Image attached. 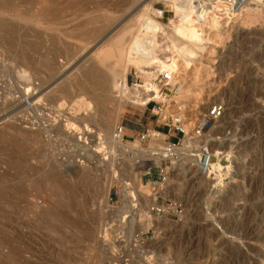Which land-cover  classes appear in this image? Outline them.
<instances>
[{
	"label": "rangeland",
	"instance_id": "374dc122",
	"mask_svg": "<svg viewBox=\"0 0 264 264\" xmlns=\"http://www.w3.org/2000/svg\"><path fill=\"white\" fill-rule=\"evenodd\" d=\"M148 1L108 0L109 8L107 5L101 6V11L94 15L93 23L86 22L87 18H83L82 21L77 19L82 24L73 18H66L63 25H51V30L45 32L44 25L33 22L31 26L29 25V31L23 33L26 35L25 38L20 32L10 39L11 42L14 39L13 48L17 50L12 51L11 48L10 51L7 45L0 44V124L9 121V124H16L14 126L21 130H45V127L54 119L60 120V116H70L72 114L70 110L75 107L69 102L72 103L80 95L91 101L94 107L95 101L90 100L85 94L90 89L86 86V90H82L77 85L78 82H82L79 69L83 66L93 64L92 66L102 69L99 71L104 72L108 77L110 75L119 78L124 75L127 86L131 88V84H134V74L141 79L132 67H128L123 73L120 65H115L114 59L107 61V66L99 62L102 60L103 51L117 38V32L122 25ZM41 3L37 4L38 7L34 8L32 15H35L39 4L40 6L43 4ZM151 8L159 14L162 13V18H152L167 26L173 16L169 6L161 1H155ZM107 9L111 10L110 14ZM10 10L5 13L4 18L13 16L11 19H15L14 16L21 13L15 8ZM248 12L246 15L248 21L245 19L244 24L239 23L238 34L231 38L222 39L223 29L220 25L213 31L206 28L208 33L205 31V38L208 40L203 50L196 53L198 56L196 55L190 68L185 70L179 66L181 68L175 75L173 92L164 101L167 103L168 116L182 113L188 123L202 116L213 104L224 105L225 116L215 123L208 135L214 131L216 134L213 138H216L215 142L221 148L231 147L230 172L235 175L237 172L236 177L230 178L229 174L223 175L220 182L214 186L215 182H209L208 178L202 180L197 173L191 174L190 171L184 172V169L177 168L178 172L170 179L166 178L164 183L160 169L168 174L169 171L166 170H170L172 164L170 165L168 160H163L160 156L151 158L136 156L128 159V153H124L116 158L118 160L115 163L104 160L98 167L77 152L73 144L76 133L68 131L72 139L67 141L62 136L54 137V133L49 134L52 139L47 141L48 134H45L48 143L46 145V175L52 169L57 173L68 175L64 183H72L71 180L77 179L89 181L90 184L81 187L78 185L79 196L77 195L75 205L71 204L74 209L71 206L69 209L63 208L64 206L59 205L55 200L56 197L48 194L49 192L45 189L35 191L28 189L27 195L22 194L23 197L20 196L22 200H18L15 207H10L11 210L9 207H6L8 210L1 209L0 221L3 222H0V264H264V21L262 13ZM107 13L109 20L105 18ZM83 21L88 23V26H85ZM77 22L82 25V28L78 30L83 31L80 35L74 32ZM20 23L19 26H23L24 23H21L22 25ZM92 25L93 28L96 27L95 34L89 31ZM56 27H60L59 32L52 30ZM72 31L76 33V38H74L75 34H71ZM86 32L94 37L91 38L90 34L87 36ZM66 33L68 36L65 35ZM209 33H212L211 37ZM97 34L99 35L95 37ZM49 38L57 40L54 43L56 48L52 46L54 44H51ZM85 38H89V40L86 39L88 42L84 41ZM126 38L127 35L124 39ZM35 40H40L42 47L39 46L40 49L37 47L38 50L34 49L32 52L26 46ZM16 41L18 43H14ZM24 41L27 45L23 46ZM24 54L27 59L35 61V66L28 67ZM42 59H48L47 71L41 69L42 71H37L38 74H36L34 68L39 69L41 65L38 63ZM221 62L222 65H220ZM48 66L52 67L51 71ZM141 81L143 84L142 79ZM65 84L69 87V92L62 94L60 89L66 86ZM179 88L184 90L179 91ZM112 95L111 91L106 93V97L103 94L104 108L101 104L99 109L101 107L105 109L112 120L111 116L116 110H120L118 112L120 115L114 119L115 121L111 120L109 126L111 125L112 128L110 127L105 133L109 134L110 129L114 132L119 126L125 128L126 125H133L139 128V134L143 133L147 136L146 141L140 144L139 134L133 133L131 137L127 136L128 139L121 143L122 145L145 151L162 150L167 129L158 116L151 114L152 106L142 107L126 102L120 105L123 107L121 108L110 99ZM61 102L63 105L59 106ZM57 115H59L58 118H56ZM78 126L81 128L80 124ZM151 132L160 134L157 141L148 137L152 134ZM189 136L192 138L191 135ZM181 150L184 151V145ZM101 154L103 153L98 155L100 159ZM3 158L6 159L0 156V160ZM155 158H158L160 162L159 167H152L153 161H148ZM180 158L178 159L181 163L189 164L186 156ZM112 169H115L113 183L105 194V184L113 176H111ZM0 170L3 173L7 171L1 164ZM9 173L13 174V171ZM71 174L78 176L72 179ZM35 178H33L34 182L39 180ZM122 181L129 184L130 190H134L137 196L135 203H138V208H142L141 213L135 214L137 221L134 232L126 224L129 219L124 222L123 216L120 217L117 213L122 206L121 201L124 200ZM152 183H156V188L160 190L165 185L170 187L172 194L170 198H166L155 193L156 195L150 196L151 201L157 196L159 204L172 202L179 204L185 215L182 214L181 218H178L172 214H150L147 211L149 202L145 197ZM137 210L140 209L134 212ZM46 211L58 216H55L54 221L47 220ZM60 217L64 219L61 218V220ZM58 219L61 221L58 222ZM154 222L157 224L153 225ZM52 229L55 232L57 230V234L60 232L59 236Z\"/></svg>",
	"mask_w": 264,
	"mask_h": 264
},
{
	"label": "bare ground",
	"instance_id": "6f19581e",
	"mask_svg": "<svg viewBox=\"0 0 264 264\" xmlns=\"http://www.w3.org/2000/svg\"><path fill=\"white\" fill-rule=\"evenodd\" d=\"M155 1H161L164 3V5L165 4L168 5L169 10L173 14L172 19L169 20L167 26L160 24L158 21H156L152 18V17H155V18L159 19L162 17L161 12H160L161 14H159L156 11L152 10V8H151L152 3ZM263 1L264 0H248L247 4L241 6L240 8L242 9V12H244V14H242V15H245V17L240 18L238 24L242 23V22L244 24L245 19H247V21H248V18L246 16L248 11H249L248 13H250V11L253 13H259L262 9ZM39 2H42L43 4L41 3L42 4L41 6L39 4V8L38 9L36 8L37 12L35 13V15H32L33 13H31V12L35 11L34 8L37 6V4ZM107 3L109 4L110 2H108V0H0V44H2L3 46L7 45L8 50H10L11 48L13 49V50L11 49L12 51L17 50V49L13 48L12 43H13L14 39L12 42L10 41V39H12L17 33H20V32H22L21 34L25 38L26 35L23 33L29 31L30 26H31L30 24L33 22H35V23L39 22L42 25H44L43 29L45 30V32H46V30H51V27H50L51 25H55V26L56 25L57 26L63 25L65 22L64 19H66V18H73V20L81 19V21L83 20V18H87L86 20H88V21H86V22L89 23L94 19L95 13H97V12L99 13L101 11L100 10L101 6L103 7L104 5H107ZM93 5H96V6H93ZM10 8H15L16 10H19L21 12L20 15L17 16L16 14L13 13L14 15L17 16V17L14 16L15 19H11L13 16L11 17L10 15H9V17H11V18H4L5 13L8 10H10ZM107 8H109V5H107ZM110 9H112V8H110ZM259 9H260V11H259ZM12 10H10V11H12ZM110 11H109V14H110ZM200 16H202V11H201V14L196 13L193 5L191 3V0H149L146 4L142 5L141 8H139L135 12V14L133 15V17L131 19L129 18V20H127L122 25L120 30L118 29L119 30V32H117L118 36L115 39V41H113L114 43L112 42V44L108 45L109 47L105 51H103V53L101 55L102 60L100 61L101 58L99 59V61H100L99 63H101V65L106 64V66L108 64V63H106L107 61L109 62V60L114 59L115 65H120L123 73H125L127 71L128 67H132L133 70L135 72H137L139 74V76L141 77V79L143 80V84L141 85V87L131 86V88H129L126 84L127 82H126V78L124 77V75H122L119 78H116L115 76H110V75L108 77V75L106 76L104 74V72L102 73V71H99L102 69H96L94 66H92L93 64L88 65V66H83L79 69L80 78H81L82 82H80V83L78 82V84L77 83L76 84L79 85L78 87H80L82 90H86V88H85L86 86L88 87V89L92 90L91 91L92 93H90V90L89 91L87 90L88 93L85 92V94L88 96V98H90V100L95 101L94 107H93V104L91 103V101L87 100L85 98V96L77 95V96H79L77 99H74V101L72 103L69 102V104H73L72 106L75 107L74 109L70 110V111H72L71 112L72 114L70 116L64 115V116H60V117H59V115H57L56 118L59 117L60 120H58V119L53 120L52 119L53 122H51L50 124L47 122L49 125H47L45 127V130L44 129H37V130L24 129V130H21L18 127L14 126L16 124H13V125H11L12 123L9 124L8 123L9 121L6 123L0 124L1 125V129H0V156L6 157V159L3 158L0 160V164L3 165L7 170L4 173L0 170L2 172V173H0L1 174V176H0V210L3 208H6V207H9V210H11L10 207H15L16 204L18 203V200L20 201V199H21L20 196H22V194L24 196V193L26 194V190H28V189L34 190V191L45 189L49 192V193L47 192L48 194H51L54 197H56L55 200L57 201V203L59 205L64 206L63 208L66 207V209H69V208L73 207V206H71V204H74V202L76 201V198L78 195V190H79V189H77V187L86 186V185L89 186V184H90L89 181L86 182V180H84V181L83 180L82 181L77 180L76 179V176H78L77 174H71L73 176V177L71 176V178L76 179L74 181H72L70 179L72 183H69V182L64 183V180L67 178L68 175L66 174L67 176H65L62 173H57L54 170L52 171V169L50 171H48V174L46 175V173H47L46 172V145L48 144L47 141H49V139H52L51 135H49L50 133H54V135H53L54 137H61L62 136V138H64L65 141H67L68 139L71 138L70 137L71 132L76 133L77 136L75 137V140H73V144H74V147H76V149L78 150L77 152H79L82 157H86L91 162H94V165H96V166H98V165L100 166V164H102V161H104V160H108V161H110V163H115L118 160L116 158L118 156L123 155L124 153H128V159H133L136 156H145V157L151 158L152 156H157V154H159L158 156H160L162 159L163 155H165V154L161 150L160 151H158V150L157 151H151V149H149V150L145 151V150H139V148L136 149L134 147L122 145L123 142L120 140L121 137L116 133L117 128L114 130V132L112 131V129H110L111 131L109 132V134H106L105 132L108 131V129L110 127L112 128L111 125L109 126L112 119H110L108 111H107V113H108V115H107L105 112L106 110L102 109V107H101V109L104 111L103 112L101 109H99V107L101 104H103L102 103L103 94L105 96L106 93L108 94L110 91L113 92V95L110 97V99H112V101H114V103H116L118 105V107H121V108H123V107L120 105L122 103H126V102H130V103H133L135 105L142 106V107H145L151 100L156 101L158 104L164 103V101H165L164 96L160 94L158 87L155 84H153L152 80L155 78V76L158 73L168 71L172 74V77H173L172 85L175 86L174 79H175V75H176L178 69H180L181 67H183L185 70L190 68L192 63L195 61V58L197 55L196 53H199L203 50L204 45L208 40L205 38V36H206L205 31H206V33H208L206 28L213 31L216 28H218V26L220 25L218 22V18L216 17L215 13H212V18L208 19V20L202 21L199 19ZM5 17H7V16H5ZM97 18H99V17H97ZM105 18L108 19V13H107V17H105ZM10 19L13 21H11ZM20 22L24 23L23 26H19ZM84 22L85 21H83V23ZM86 22H85V24H86ZM35 23H34V25H35ZM79 23H81V22H79ZM79 23L76 25V27L74 26L75 27L74 32L76 31V33H78L80 35L81 31L79 32L78 30L80 28H82V25H81L82 23L81 24H79ZM88 23L85 26H88ZM92 23H93V21H92ZM128 23H130V24L128 25ZM102 26H101V29H102ZM93 27L94 26L92 25V27H89L90 29L92 28L91 30H89L88 28L87 29L90 32L91 31L94 32V34H95V32L97 33V31H95L96 27L95 28H93ZM59 28L56 27V28H53L52 30H54L55 32H59ZM104 28H105V25H104ZM220 28H222V27L220 26ZM93 29H94V31H93ZM33 31H34V29H33ZM33 31H31V32L33 33ZM64 31H66V30H64ZM67 31H69V30H67ZM74 32L72 31L71 34H73V35L75 34L74 38H76V33H74ZM82 32H81V34H82ZM101 32H102V30H101ZM60 33H62V32L60 31ZM98 33H100V32H98ZM227 33L228 32L226 31V29H223V31L221 33L222 34L221 37L223 40L225 38H227V37H225V35H227ZM27 34H29V33H27ZM86 34H87V36H89V34H90V37H91V33L86 32ZM209 34L211 37L212 33H209ZM22 35H20V36H22ZM65 35L68 36L67 33ZM65 35L63 34V36H65ZM98 35L99 34L95 35V37ZM125 35H127L126 39H124ZM28 36H30V35H28ZM70 36H72V35H70ZM84 36H86V35H84ZM41 37H42V35H41ZM93 37L94 36L92 35L91 38H93ZM51 38H49L50 42H51V44H54L55 41H57V40H55L56 37L54 40ZM89 38L88 39L85 38L84 41L89 40ZM62 39H60V40H62ZM69 39H71V38H69ZM77 39H79V38H77ZM23 40H25V39H23ZM37 40H35L36 42L35 41L30 42L28 44V46H26V47L31 49L32 52H34L33 51L34 49H37V50H38V48L40 49V47H42V45H41L42 43L40 40H39L40 42ZM108 41H109V39H108ZM14 43H18V42L16 41ZM21 43H23V42H21ZM24 44H25V41L23 43V46H24ZM62 44H64V43H62ZM25 45H27V44H25ZM47 46H48V44H47ZM52 46L55 47V44ZM24 51H26V50H24ZM6 52H8V51H6ZM19 54L23 56V54H21V53H19ZM54 56H57V55H54ZM6 57H8V56H6ZM24 57L26 58V54H24ZM51 57H52V55H51ZM42 58H44V57H42ZM26 60L28 62V63H26L28 65V67L32 68V65L35 66V61H32V59L29 60L27 58H26ZM34 60H35V58H34ZM47 60L42 59L41 61H39L38 64L41 65L39 67V69L34 68L36 70V74H38L37 71H40L41 69L45 72L47 71L46 70V67H47L46 61ZM14 61H16V60H14ZM36 61H38V60L36 59ZM179 66H181V67L179 68ZM116 67H119V66H116ZM51 68H52L51 66H48V69H50V71H51ZM106 68H108V67H106ZM30 70L33 71V69H30ZM22 73H25V72L22 71ZM33 73H35V72H33ZM48 73H50V72H48ZM20 77H22V76L20 75ZM65 85L66 86H63L62 89L59 88L61 90V91L60 90L59 91L62 92V94H64V93L66 94V92L69 90V87H67V84H65ZM182 89L183 88H179V91H181ZM75 92H77V91L75 90ZM17 94H18V92H17ZM67 95H64V96H67ZM56 99H57V97H56ZM59 101H60V99H59ZM103 101H104V99H103ZM5 105H6V102H5ZM62 105H63V103L61 102L59 104V106H62ZM102 106L104 108V104ZM119 111L120 110H116L114 115L112 114L111 118H113V120L116 119V117H118V115H120V113H118ZM122 111H123V109H122ZM57 113H59V111ZM14 114H16V113H14ZM50 114H51V112H50ZM223 116H225V115H223ZM223 116H222V118H223ZM113 120H112V122H113ZM220 120H222V119H220ZM44 123H45V121H44ZM79 124L81 125V128L78 126ZM68 131H70V133H67ZM151 133L152 134L149 135L148 137L152 138L154 141H157L159 139L160 134H158L156 132H151ZM45 134H48V136H47L48 140L47 141H46ZM215 134L213 131L211 135L205 136L202 139V146H201V144L192 141L189 138V134H186V136L181 141V144H180L181 147L178 146L174 149V151L172 153L165 155L166 158H167V156H169L170 162L172 164L171 169L166 170V171H169L168 174L165 173L166 178L170 179L171 177H173L175 175V173L178 172V170H179L177 168H180L181 170L184 169V172L190 171L191 174L197 173L198 176H201L202 180L208 178L209 182H211V181L215 182L214 186L220 182V179L223 175L229 174L230 178L236 177L237 172H236V175L232 174L230 172L231 167H232V165H231L232 164V162H231L232 149H231V147H222L221 148L217 144V142H215L216 138H213L215 136ZM183 145H184V151L181 150L183 148ZM100 153H103V154H101V156H102L101 159L98 156ZM105 155H107V157H105ZM182 156H186V160L189 161V164L185 165V164L181 163V160H179L178 158H180ZM161 159H160V161H161ZM148 161H153L152 164H154V165H152V167H159L160 166V162H159L158 158H155L154 160L149 159ZM155 165H158V166H155ZM111 166H114V164ZM90 168H92V167H90ZM94 168L95 167L93 166L92 169H94ZM96 169H99V168H96ZM114 170L111 173V176L112 175L113 176L111 177V179L109 177L110 180L108 182H106V184H105V190H104L105 194L108 192L111 184L113 183L112 178L114 177V173H115ZM9 171H13V174H10ZM62 172H63V170H62ZM74 173H76V172H74ZM35 177L39 179L36 182L33 181V178H35ZM122 182H123L122 183V189H123L122 192L124 194L123 195L124 200L121 201L122 206L117 213L120 217L123 216L124 222L126 220L128 221V219H129V221L126 222V224H128V227H130L133 230L135 228V224L137 221L136 220L137 215L135 216V214L136 213L138 214V212H140L142 208L141 207L138 208V206H139L138 203H135V202H137V196H136V193L134 192V190L131 189V190H133V191H131L129 189L130 186L127 182H124V181H122ZM209 186H210V184H209ZM140 187L142 189H144V187H142V186H140ZM156 187H157L156 184H152L151 187L149 188L150 189L149 193L146 192V193H148V195L145 197L147 202L150 203V201H151L150 196L152 194H155V193H157V194L159 193V195H161L163 197L170 198V196L172 194L170 191V187L165 185L161 190L157 189ZM29 194H30V192H29ZM25 199H26V197H25ZM23 200H24V198H23ZM22 204H23V202H22ZM69 206H71V207H69ZM26 207H27V205H26ZM29 207L30 206H28V208ZM148 207H147V211H148ZM23 209H24V207H23ZM55 209H57V208H55ZM73 209H74V207H73ZM77 209H78V207H77ZM136 209H140V210H137V212L136 211L134 212V210H136ZM3 211H2V213H3ZM147 211L145 212L146 214H147ZM49 212H47V214L45 215L46 219L54 221V218H56L58 215H55L56 216L55 217L53 213H49ZM51 212H52V210H51ZM54 213H56V212H54ZM62 213H63V211H62ZM183 215H185V213H183ZM76 216H78V215H76ZM42 217H43V215H42ZM61 218L62 217H60V219ZM76 218H78V217H76ZM60 219H58L57 221L59 222ZM62 219H64V218H62ZM0 222H3V221H0ZM155 223L157 224V222H154L153 225ZM62 225H63V223H62ZM155 227H152V228H155ZM54 229H55V227H54ZM54 229H52V230H54ZM157 229H158V227H157ZM134 230H133V232H134ZM0 231H1V229H0ZM56 232H58V231L56 230ZM56 232L54 230V233H56ZM52 233H53V231H52ZM130 233H131V231H130ZM130 233L128 235H130ZM58 234H60V232ZM65 243H66V241H65ZM110 264H113V263H110Z\"/></svg>",
	"mask_w": 264,
	"mask_h": 264
},
{
	"label": "built area",
	"instance_id": "2783aa9c",
	"mask_svg": "<svg viewBox=\"0 0 264 264\" xmlns=\"http://www.w3.org/2000/svg\"><path fill=\"white\" fill-rule=\"evenodd\" d=\"M247 1L248 0H191V3L196 13L201 14L202 11V16L199 18L202 21L211 19L212 13H215L220 26L228 32L225 37L231 38L232 36H236L238 34L237 29L239 27V19L245 17V15H242L244 12H242L240 7L247 4ZM260 13H262V20L264 21V1ZM220 65H222V62ZM152 81L153 84L158 87L160 94L163 95L165 99H167L168 95L173 92V77L170 72H160ZM141 85L142 81L134 74V84H131V86L141 87ZM148 105L152 106L151 114L158 116L164 127L167 129L165 140L163 141L164 147L161 150L165 155L172 153L174 149L180 145L181 138L183 139L186 134L191 135L192 138H190V136L189 138L194 142H199L202 146V139L210 133L215 123H217L224 115V105L222 103H215L207 111H205L202 116H199L194 119L193 122L188 123V121L186 122L184 119L182 113H176L168 116V107L166 108L167 103L158 104L156 101L151 100L146 106ZM154 109H156V111H154ZM188 130H190V132ZM116 133L121 137L120 140L123 143L126 139H128V137L124 134V128L122 126L117 127ZM175 135L179 137H174ZM171 138L173 139L171 140ZM146 139V135L143 133L139 134V143H144ZM158 155L159 154H157V156ZM165 155H163L162 159L168 160L171 165L169 156L166 158ZM160 174L162 182L165 183L166 175L162 169H160ZM148 206L149 213L153 215L172 214L175 217L181 218L184 212L183 208L179 204L177 205L173 202L159 204L157 202V196L153 197V200Z\"/></svg>",
	"mask_w": 264,
	"mask_h": 264
},
{
	"label": "crops",
	"instance_id": "0c3cea01",
	"mask_svg": "<svg viewBox=\"0 0 264 264\" xmlns=\"http://www.w3.org/2000/svg\"><path fill=\"white\" fill-rule=\"evenodd\" d=\"M125 135L131 137L132 135L139 134V128L133 125H126L124 128Z\"/></svg>",
	"mask_w": 264,
	"mask_h": 264
}]
</instances>
